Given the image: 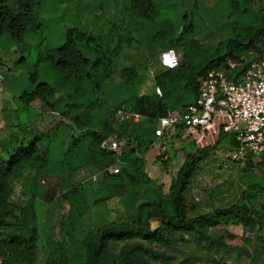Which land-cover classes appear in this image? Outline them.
Listing matches in <instances>:
<instances>
[{"label": "trees", "instance_id": "trees-1", "mask_svg": "<svg viewBox=\"0 0 264 264\" xmlns=\"http://www.w3.org/2000/svg\"><path fill=\"white\" fill-rule=\"evenodd\" d=\"M131 2L145 7L135 15L137 20L133 27L129 24L126 30L115 31L113 24L94 33L86 31L82 24L75 23L68 28L65 41L46 54V60L50 62L46 65V72L53 75V80L39 81L37 92L28 94L25 99L28 105L39 102L42 107H51L57 114L61 112L71 116V120L77 123L80 132L69 137L66 149L58 154L55 152L56 129L32 136L31 130L23 132L19 126H13L29 137L23 136L19 140L14 133L0 143V264H37L40 238L34 223L37 220L36 203L42 176L62 178L63 194L57 202L68 204L66 214L69 219L61 226L53 252L45 264H196L203 261L217 264V256L225 252L226 244L223 235L213 233L214 229L240 224L245 234L250 235L264 228L263 214L244 201L228 208L190 216L184 194L203 155L210 150L208 148L198 149L187 156L169 195H164L162 186L154 189L152 179L144 172L145 155L160 140L156 130L162 117L193 106L202 79L212 71L224 69L227 61L243 62L233 71L235 75H240L262 55L264 16L241 26L240 34L223 41L212 56L199 63L193 62V50L186 45L178 68L166 69L159 64L155 83L163 91V97H160L157 93L140 94L147 81V68L140 70L132 67L128 69L129 73L125 68L119 75L115 71L124 48L145 43L147 58L151 60L158 49L162 53L174 45L170 44L173 33L168 30L164 16L167 12L157 5L156 0ZM221 2L226 8L225 18L234 8L237 11L241 9L237 0ZM44 3L45 0H0V41L7 43L2 48L3 54L9 52L10 45L20 50L26 43L29 52L38 46L28 41L39 28L48 26L47 20L41 17ZM85 8H77L79 13L76 18L85 19ZM183 19L177 30L188 28ZM137 36L142 41L135 39ZM177 38L178 42L182 41L181 36ZM28 59L20 51V57L11 71L18 70L19 65ZM115 75L119 76L118 81L114 80ZM106 79L111 81V86L106 84ZM102 85L105 97L99 94ZM58 93L61 98L54 99ZM118 109L139 114L141 120L134 123L116 119L119 125L116 127L113 118H116ZM101 111L104 112L102 119L96 125L90 124V119ZM7 128L5 124L3 129ZM176 128L185 129L183 126ZM115 133H118L120 142L124 140L132 145L131 150L122 151L120 157L101 147ZM253 158L248 156L245 163L252 162ZM117 164L120 172L110 173L109 169ZM26 170L34 174L25 179L28 204L16 208L12 202V180ZM80 170L102 174L104 190L108 194L97 201L90 194L92 183H74ZM122 185L147 187L153 197L139 210L128 209L125 221L106 222L95 232L86 231L85 224L91 208L99 202L118 198ZM187 243L195 244L198 252L181 259L172 253L178 246ZM238 250L251 257V264H264V238L256 248L252 247L250 239L245 238L244 245Z\"/></svg>", "mask_w": 264, "mask_h": 264}, {"label": "rangeland", "instance_id": "rangeland-1", "mask_svg": "<svg viewBox=\"0 0 264 264\" xmlns=\"http://www.w3.org/2000/svg\"><path fill=\"white\" fill-rule=\"evenodd\" d=\"M237 1L241 9L237 11V8H234L226 18L224 16L226 8L221 0H156V3L164 12H167L164 16L168 30L173 33V40L170 41V44H174L172 47L176 49L180 57L186 45L188 48L191 47L193 62L199 63L212 56L223 41L240 34L241 26L251 24L264 16V0ZM81 6H86L83 20L76 18L79 13L76 10ZM144 7L145 5L142 4L135 6L131 0H45L41 17L47 20L48 26L39 28L28 41L38 46L31 48L29 52L28 44L24 43L20 50L16 49L7 58L0 52V87L4 86L10 97L15 98L12 100L7 97L6 114L0 113V143L14 133L19 140L23 136L29 137L19 133L18 129L13 126H19L23 132L31 130L32 136H40L56 129L54 132L56 134L55 152L58 154L66 149L69 137L78 135L80 132L77 123L71 120V116L61 112L57 114L51 107H42L39 102L31 105L25 102V99L29 97L28 94L37 92L39 81L53 80V75L50 76V72H46V65H50V62L46 60V54L50 49L60 46L65 41L67 29L73 27L75 23L76 25L82 24L85 30L91 33L110 28L112 24L115 31L126 30L129 24L133 27L137 20L135 15L141 13ZM182 19L188 28L180 27L177 30L176 27ZM129 20L132 22L129 23ZM178 36L182 37V41H177ZM135 39L142 41L139 36ZM146 47L144 43L124 48L115 66L117 75L121 74L125 68H127V73L132 67L140 70L147 68V81L140 89L141 95L157 93L155 75L162 51L158 49L157 54L150 60L147 58ZM20 51L29 59L26 63L20 64L18 70L8 71L12 68L14 59L20 57ZM40 56L41 60L36 64ZM5 72L6 81L2 84ZM116 77L114 80L118 81L119 76L117 79ZM105 82L111 86L110 80L106 79ZM99 94L105 97L106 91L103 85L99 89ZM54 97L57 100L61 98L59 93ZM160 97H163V91ZM103 113L102 111L97 112L96 116L90 119V124L96 125L102 119ZM113 123L119 127L116 118H113ZM5 124L8 126L6 130L3 129ZM223 133L221 131L213 136L195 137L187 129H172L145 155L144 172L152 179L154 189L162 186L164 195H169L171 186L187 156L196 153L198 149L208 148L210 150L203 155L204 158L198 165L184 194L190 216L228 208L241 201L257 209L264 216V159L262 157L253 158L250 163L233 162L231 154L233 147L237 145V136L223 135ZM120 143L121 152L131 150L132 145L127 141L122 140ZM96 174L89 170H80L73 182L92 183L90 194L98 201L108 192L104 190L102 174L97 181L93 180ZM33 176L31 171L26 170L13 178L12 202L16 208L28 204L29 192L25 179ZM42 181H45L44 185ZM39 185L40 193L36 203L37 220L34 223L40 238L36 263L45 264L47 257L53 252L61 226L69 221L66 214L68 204L57 202V198L63 194L62 178L42 176ZM151 192V189L147 187L122 185L118 198L109 199L104 203L99 202L91 208L85 224L86 231L95 232L106 222L125 221L127 210H139L150 197H153ZM16 215H19V212H16ZM153 225L156 226L157 223L154 222ZM213 233L223 235L226 244L225 252L217 256V264H251V257L245 255L244 251H239L238 248L244 245L245 238L250 239L253 248L258 247L264 238V228L246 235L240 224L221 226L214 229ZM197 252L198 249L193 243L180 245L172 251L179 259ZM196 264L213 263L203 261Z\"/></svg>", "mask_w": 264, "mask_h": 264}, {"label": "built area", "instance_id": "built-area-1", "mask_svg": "<svg viewBox=\"0 0 264 264\" xmlns=\"http://www.w3.org/2000/svg\"><path fill=\"white\" fill-rule=\"evenodd\" d=\"M180 63V55L174 48L164 50L160 55L163 68L176 69ZM242 65L243 62L227 61L224 69L208 73L201 81L196 103L185 111L162 117L156 136L162 139L177 126H183L195 137L213 136L222 131L237 136L238 142L231 154L233 162L245 163L248 156L263 157L264 52L249 64L245 72L235 75L233 71ZM156 92L162 95L159 87ZM116 119L119 122L137 123L141 116L118 109ZM101 147L121 156V143L115 134L106 139ZM109 171L118 174L119 165L111 167ZM100 175H95L93 180L97 181Z\"/></svg>", "mask_w": 264, "mask_h": 264}, {"label": "crops", "instance_id": "crops-1", "mask_svg": "<svg viewBox=\"0 0 264 264\" xmlns=\"http://www.w3.org/2000/svg\"><path fill=\"white\" fill-rule=\"evenodd\" d=\"M7 45V43H6V41H0V52L1 51H3V46L5 47ZM16 51V48H14L13 46H11L10 45V50H9V52H11V53H13V52H15ZM9 52H7L6 54L4 53L3 55H5V57L7 58L8 56H10L11 54H8ZM19 58V57H18ZM18 58H16V59H14V61H13V64H14V62L18 59ZM13 64H12V67H13ZM8 71H11V69L10 70H8ZM4 75V77H2V84H4L5 83V75H6V72L5 73H3ZM7 97H10V94L6 91V89L4 88V86H1L0 87V113L1 114H6L5 113V111H6V103L8 104V102L6 101V98ZM11 98V97H10ZM12 99V98H11ZM12 100H14V99H12ZM10 109H12V108H10Z\"/></svg>", "mask_w": 264, "mask_h": 264}, {"label": "water", "instance_id": "water-1", "mask_svg": "<svg viewBox=\"0 0 264 264\" xmlns=\"http://www.w3.org/2000/svg\"><path fill=\"white\" fill-rule=\"evenodd\" d=\"M182 63H183V64H185V61H184V60H182Z\"/></svg>", "mask_w": 264, "mask_h": 264}]
</instances>
